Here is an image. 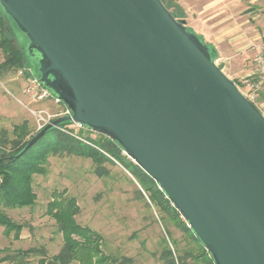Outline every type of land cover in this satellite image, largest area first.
Returning a JSON list of instances; mask_svg holds the SVG:
<instances>
[{"label": "water", "instance_id": "obj_1", "mask_svg": "<svg viewBox=\"0 0 264 264\" xmlns=\"http://www.w3.org/2000/svg\"><path fill=\"white\" fill-rule=\"evenodd\" d=\"M26 66L157 183L214 264H264V115L162 0H0ZM138 185V184H137Z\"/></svg>", "mask_w": 264, "mask_h": 264}, {"label": "rangeland", "instance_id": "obj_2", "mask_svg": "<svg viewBox=\"0 0 264 264\" xmlns=\"http://www.w3.org/2000/svg\"><path fill=\"white\" fill-rule=\"evenodd\" d=\"M164 2L186 25L217 47L216 63L229 78L238 81L252 72L255 54L252 43L264 35V0ZM2 57L0 50V61ZM28 82L20 70L0 79V127L11 129L14 124L27 120L35 133L40 115L53 116L65 109L52 97L38 99L30 95L26 91ZM261 112L264 115V108ZM80 134L93 141L111 140L88 128L82 129ZM116 158L114 164H104L108 173L99 176L89 158L50 156L47 173L35 175L33 179L36 203L6 210L13 220L27 225L17 240L13 232L6 233L0 226V248L14 250L44 245L49 255L58 252L62 237L54 219L46 212L51 192L57 189L76 198L80 207L77 222L102 234L106 253L131 257L134 264H163L159 258L162 237H166L162 215L153 207L148 208L135 193L139 187L134 176L138 178L143 170L127 155ZM168 230L179 241V246L188 245L183 233L173 224H169ZM33 263L37 264L36 260Z\"/></svg>", "mask_w": 264, "mask_h": 264}, {"label": "trees", "instance_id": "obj_3", "mask_svg": "<svg viewBox=\"0 0 264 264\" xmlns=\"http://www.w3.org/2000/svg\"><path fill=\"white\" fill-rule=\"evenodd\" d=\"M165 6L167 4L162 0ZM169 9V8H168ZM172 12V11H171ZM178 18V16L172 12ZM0 79L23 70L25 77L32 76L26 66V59L18 45L4 15L0 13ZM240 86V80H233ZM36 133V132H35ZM27 120L14 124L11 129L0 127V226L6 233L13 232V238L19 239L27 223L13 220L7 209L31 207L36 203L37 195L33 188L35 175L47 173L50 156L73 155L89 158L93 162L94 172L101 176L108 173L105 163H115L116 156L122 150L111 140L84 141L73 137L58 127L47 131L19 157L5 159L7 155L18 153L35 134ZM134 176V175H133ZM136 197L145 205L153 207L162 216L166 237H162L163 249L159 256L163 264H214L208 251L194 235L179 211L172 205L154 181L142 171L137 178ZM46 212L54 219L57 231L61 234L62 244L58 252L49 255L44 245L27 248H0V263L8 264H134L131 257L113 255L103 250V236L97 230L77 222L80 212L77 200L66 195V191L54 189L46 206ZM169 224L179 229L186 246L171 236ZM166 226V227H165Z\"/></svg>", "mask_w": 264, "mask_h": 264}, {"label": "built area", "instance_id": "obj_4", "mask_svg": "<svg viewBox=\"0 0 264 264\" xmlns=\"http://www.w3.org/2000/svg\"><path fill=\"white\" fill-rule=\"evenodd\" d=\"M252 43L255 50L254 54V69L243 79H240L241 85L237 87L239 90L261 111L264 108V35L258 37ZM23 73V70H20ZM27 92L38 99L50 98L49 92L40 86L33 76L28 77ZM56 102L58 100L54 99ZM68 111L65 108L63 111L55 115L39 116L36 132L47 123H50L55 117L66 114ZM61 131L76 137L80 140H85L80 134V131L85 127L77 122L66 124L58 127Z\"/></svg>", "mask_w": 264, "mask_h": 264}, {"label": "crops", "instance_id": "obj_5", "mask_svg": "<svg viewBox=\"0 0 264 264\" xmlns=\"http://www.w3.org/2000/svg\"><path fill=\"white\" fill-rule=\"evenodd\" d=\"M238 30H240V29L238 28Z\"/></svg>", "mask_w": 264, "mask_h": 264}]
</instances>
